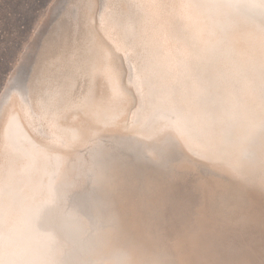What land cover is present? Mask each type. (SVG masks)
Returning <instances> with one entry per match:
<instances>
[{
    "label": "rangeland",
    "instance_id": "obj_1",
    "mask_svg": "<svg viewBox=\"0 0 264 264\" xmlns=\"http://www.w3.org/2000/svg\"><path fill=\"white\" fill-rule=\"evenodd\" d=\"M218 1L0 0V129L15 93L80 112L69 163L96 137L111 147L164 119L180 130L168 165L151 136L138 157L150 161L116 159L114 191L99 181L86 208L72 194L92 211L86 236L106 228L130 264H264V25Z\"/></svg>",
    "mask_w": 264,
    "mask_h": 264
},
{
    "label": "bare ground",
    "instance_id": "obj_2",
    "mask_svg": "<svg viewBox=\"0 0 264 264\" xmlns=\"http://www.w3.org/2000/svg\"><path fill=\"white\" fill-rule=\"evenodd\" d=\"M236 1L264 25V0H219L218 4ZM127 79L137 91L139 77L131 71ZM108 86L111 97H117L116 84L111 81ZM137 100L129 119L141 110L139 107L144 101L141 92ZM112 114H107V118ZM100 117V122L105 124L106 118ZM81 118L78 111L61 116L38 103L31 104L26 97L21 99L15 93L10 96L0 129V264L131 263L127 254H115L113 233H106V228L101 227L95 235L86 236L93 214L92 211L84 213L72 194L82 189L80 203L86 208L88 194L97 188L99 181H105V196L114 191L119 170L124 168V162L117 163L116 159L133 156L140 162L150 161L148 157H138L143 149L148 152L154 146L145 140L151 136L161 135L165 145L157 147L161 157L154 163L162 167L168 165V154L171 155L174 148L172 144L176 139L182 142V135L173 122L164 119L157 122L151 132L148 128L135 129L137 136L110 138L111 147L102 139L97 141V137L90 139L89 157L75 152V148V157L69 163L68 158L73 154L69 145L78 134ZM260 148V163L264 165V143ZM78 177L83 180L77 182Z\"/></svg>",
    "mask_w": 264,
    "mask_h": 264
},
{
    "label": "water",
    "instance_id": "obj_3",
    "mask_svg": "<svg viewBox=\"0 0 264 264\" xmlns=\"http://www.w3.org/2000/svg\"><path fill=\"white\" fill-rule=\"evenodd\" d=\"M24 87H25V94H28V87H27V85H26V80H25V82H24V85H23ZM134 164V163H133ZM135 165V164H134ZM136 166V165H135Z\"/></svg>",
    "mask_w": 264,
    "mask_h": 264
}]
</instances>
